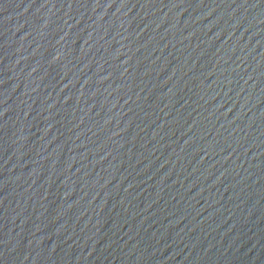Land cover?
<instances>
[{
	"label": "water",
	"instance_id": "1",
	"mask_svg": "<svg viewBox=\"0 0 264 264\" xmlns=\"http://www.w3.org/2000/svg\"><path fill=\"white\" fill-rule=\"evenodd\" d=\"M0 264H264V0H0Z\"/></svg>",
	"mask_w": 264,
	"mask_h": 264
}]
</instances>
